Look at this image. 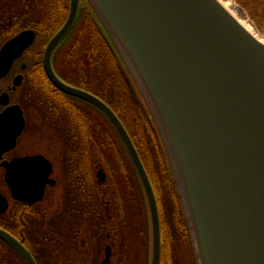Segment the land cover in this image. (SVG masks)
Returning a JSON list of instances; mask_svg holds the SVG:
<instances>
[{
	"label": "water",
	"instance_id": "water-1",
	"mask_svg": "<svg viewBox=\"0 0 264 264\" xmlns=\"http://www.w3.org/2000/svg\"><path fill=\"white\" fill-rule=\"evenodd\" d=\"M127 68L162 141L195 264H264V39L221 0H86ZM81 0H70L65 22L46 43L44 71L58 89L97 106L116 129L141 182L150 222V261L160 262L155 193L124 124L93 93L61 79L52 53L76 22ZM35 38L24 29L0 47V78ZM22 74L11 88L21 83ZM0 158L13 148L25 119L8 91L0 94ZM11 197H43L51 163L41 154L2 160ZM8 207L0 191V212ZM0 239L26 262L30 251L0 226Z\"/></svg>",
	"mask_w": 264,
	"mask_h": 264
},
{
	"label": "flooded vegetation",
	"instance_id": "flooded-vegetation-1",
	"mask_svg": "<svg viewBox=\"0 0 264 264\" xmlns=\"http://www.w3.org/2000/svg\"><path fill=\"white\" fill-rule=\"evenodd\" d=\"M36 40L37 35H35L34 43ZM20 67L22 69L17 70L15 68L11 72L10 79L9 77L0 79V82L3 81L2 83L5 85L0 93L8 91L9 104H19L25 118L23 131L17 138L15 146L4 152L2 158H0V183L3 189L6 190L7 193L2 192L8 199V208L3 212L5 223L9 227L15 228V232L11 233L25 245L37 264H126L124 259H126L128 252L127 248H129L128 238L124 232L117 230L120 224L122 228V220L123 222L127 220L125 203L121 200L120 194L114 199L107 198L109 184L106 179L104 152L98 151V154H96L95 150L90 149V144H87L88 140L89 142L97 140L100 144V138H105L103 129L99 126L100 121L105 123V114L94 104L55 87L47 78L45 72L44 75L50 85L46 84L42 89L38 88L41 89L39 92L35 88L25 89L24 85L27 81L26 65L21 63ZM17 74H22L21 83L13 89L10 86L13 84V77ZM60 77L65 80L62 76ZM65 81L70 83L68 80ZM32 91L46 94L39 97L41 99L39 100L36 95L33 98L29 96V92ZM44 97L46 99H43ZM32 102H37V104L32 105ZM88 106L92 109H89ZM3 108L4 106L0 104V111ZM95 119H97V122H95ZM68 124H71L70 131L60 129V133L62 132V139L60 140L58 128L62 126L70 127ZM58 125L60 126L58 127ZM96 126L99 128L98 134L93 130H97ZM46 130L51 132L50 144L43 148L42 143L45 141H43L41 133L43 131L47 132ZM20 140H22L21 144ZM59 140L64 143L66 150H63L62 143L61 146L60 144L58 146ZM37 141L43 142L39 145ZM19 146L22 149L18 151L17 147ZM33 147L35 148L31 149ZM50 151H53L54 154L50 155ZM33 154H41L50 161L51 172L49 178L53 180V183L47 182L43 197L30 204L11 197L10 188L4 179L5 167L1 165V161H10L14 157ZM77 180L81 183V191L85 190L87 195L82 199V216H76L75 218L74 215L68 214V212L72 214L73 210H68L74 206L71 203L75 202L69 192L80 188L74 185ZM60 185L62 195L67 197L65 201L69 202V205L63 208V212L67 216L64 217L66 219L65 229H59L58 231L60 220L57 219L58 209L60 208H57L56 198L52 197V190L57 189ZM64 187L68 190H64ZM91 192L95 194L96 200L91 198ZM45 200H49L52 205H55L56 210L49 212V209L43 208L42 204ZM14 204L18 206L17 221H15V215L8 217V210ZM69 206L71 208H68ZM27 210H29L28 213ZM83 212L86 215H83ZM33 217L37 220V223L39 221L43 222L44 219H51L48 230L35 231L34 239H32L28 230L29 221ZM86 224L89 225L86 226ZM122 234L124 235L122 236ZM4 243L6 244L5 249L10 251V245ZM41 244H45L43 251L40 250ZM47 255L51 258L46 259L48 258ZM17 261L20 264H26L19 254L17 255Z\"/></svg>",
	"mask_w": 264,
	"mask_h": 264
},
{
	"label": "trees",
	"instance_id": "trees-1",
	"mask_svg": "<svg viewBox=\"0 0 264 264\" xmlns=\"http://www.w3.org/2000/svg\"><path fill=\"white\" fill-rule=\"evenodd\" d=\"M70 0H4L0 8V46L10 36L16 34L24 28H33L37 34L34 48L29 50L26 63L27 80L34 79V75L27 74V71H35L41 78L44 75L42 64V51L49 37L61 26L66 11L69 8ZM246 12L250 20L259 32L264 33V0H235ZM4 4V5H3ZM4 6V7H3ZM78 19L72 27L70 33L65 36L54 50L52 61L55 70L56 61L64 47L68 46L63 56V61H70V66L74 73L71 78H65L70 83L88 90L106 102L119 116L126 129L128 130L141 160L146 168L151 183L153 185L157 203L160 212L161 225V260L160 264H173V259L169 256L168 239H172V230L167 218H163L164 205L162 204L160 188H166L174 203V214L179 216L180 221L175 223L179 229L182 226L186 230L184 216L177 194L176 186L172 177L168 159L157 132L155 124L150 117L148 108L135 86L127 68L118 55L116 49L111 43L108 35L102 28L97 16L89 6L86 0H82ZM71 39L70 42L69 39ZM69 44V45H67ZM19 69H22L19 66ZM59 74V73H58ZM60 75V74H59ZM61 76V75H60ZM9 75L6 77L8 78ZM1 86H5L0 82ZM1 90V89H0ZM91 129V128H90ZM102 129V128H101ZM105 138L100 144L95 140H89L91 150L101 152L107 157L115 154L118 160V166H106L108 171L112 168V175H119L123 184L133 185V193L136 192V207L142 203L144 214V224L146 226V237L149 240V214L144 191L131 162V159L125 150V147L107 116H105ZM99 132V130H98ZM112 134L116 136L113 137ZM84 145L83 143H81ZM81 145V146H82ZM106 150V151H105ZM114 156V155H113ZM153 170L157 173L158 180ZM117 172V173H114ZM109 174V173H108ZM158 184H161L158 186ZM160 187V188H159ZM15 221L17 214L15 212ZM165 219V220H164ZM180 222V223H179ZM0 226L15 232V228L9 227L4 220V213L0 212ZM167 227L166 233L164 228ZM188 242L189 236L186 233ZM0 248L6 250V244L0 239ZM13 256L16 253L10 249ZM149 251L147 252V261L149 262ZM148 264V263H147ZM193 264H195L193 262Z\"/></svg>",
	"mask_w": 264,
	"mask_h": 264
},
{
	"label": "rangeland",
	"instance_id": "rangeland-1",
	"mask_svg": "<svg viewBox=\"0 0 264 264\" xmlns=\"http://www.w3.org/2000/svg\"><path fill=\"white\" fill-rule=\"evenodd\" d=\"M224 1L232 2L235 5V8H236L238 15L240 17L244 18L252 26L254 31L261 38L264 39V33L259 32L256 29L255 25L250 20V18L246 14L245 10L235 0H224ZM2 2H4V0H2ZM2 2L0 0V8H2ZM68 10L66 11V17L68 14ZM66 17H65V19H66ZM78 17H80V16L78 15ZM65 19H64V21H65ZM71 39L72 38H70L68 42H70ZM33 45L34 44H32V46L25 51V53L22 55V57L16 61V64L14 63L15 64L14 66L16 67L17 70H20L19 66H20L21 62L27 61L29 50L32 49V47L33 48L35 47ZM67 45H69V44H67ZM67 48H68V46L64 47V49L62 50V52L60 53V55L56 61L57 69L59 71L58 73L64 79L65 78H71L74 75L73 74L74 72L72 70H70L72 68L69 67L70 66L69 64H70V61H72V58L70 57L69 61H67V62L63 61V56H64L65 50H67ZM14 68L11 69L10 74L12 71H14ZM29 72L31 75L35 73V71L31 72V70H30V71H27L28 75H29ZM39 75H40L39 73H36L34 75L35 78L32 79V81L27 80L26 85H24V88L25 89L35 88L36 91L39 92L43 87H45L46 84L50 85L49 82H47V80L45 79V77L42 76V74H41V78H38ZM9 79H10V75H9ZM3 88H4V86H1L0 89L2 90ZM38 88H41V89H38ZM44 94H46V93L39 94V93H34L33 91L29 92V96L32 98L35 95L39 98L41 96H44ZM43 99H46V98L44 97ZM39 100H41V99L39 98ZM31 104L36 105L37 102H32ZM89 109H92V108L89 107ZM95 118L99 119V117H97V116H95ZM97 119H95V122H97ZM68 125L70 127H68V126L59 127L60 125H58V127H59L58 128L59 129L58 134H59L60 140L62 139L61 138L62 132L60 133V129L70 131L71 124H68ZM99 126L103 129V132L106 133L105 123L100 121ZM96 128H97V130L99 129L98 126H96ZM93 130L95 133L98 134V131L96 129H93ZM46 131L47 132L43 131L41 133V137H43V141H45L46 143L43 141H37V144H39V145L43 142L42 143L43 148H46L50 144L49 141H50L51 132H49L48 130H46ZM113 135L114 134H112V136ZM113 137L116 138L115 135ZM102 139L103 138L101 137L100 142ZM22 140L24 141V139H22ZM22 140H20V144H21ZM60 140H59L58 146H59V144L61 146L62 142ZM62 147H63V150H66L64 143H62ZM34 148L35 147H33L31 149H34ZM20 149H22L21 146L17 147L18 151ZM46 151L48 152L49 150H46ZM101 152H104L103 149H101ZM49 153H50V155L54 154L53 151H50ZM118 165H119L118 160H117L115 154H110V156H108V157L105 155V172L107 173L106 179H107V182L109 184V194L107 195V198L114 199L116 196H118V194H120L121 200H123V202L125 203V207H126L125 215H127V220L125 222H123V220H122V222H121L123 224L122 228H121V224L119 225V227H117V230L119 232L120 231L124 232V234L128 238L127 239L128 241L127 240L126 241L129 243V248H127L128 252L126 255V259H124V261L126 262V264H147V250H148L147 249V247H148L147 241L148 240L146 237V226L144 224V214L145 213L143 212L145 209H143L142 203H139V207H136L135 203L137 200V194H136V192L133 193V185L131 186L130 184L127 183V186H126L125 184H123V181H121L119 175L110 174V172L113 173L112 168H110V170H109L110 172H109L107 170L108 168L106 167V166H118ZM153 172H154V175L156 176V178L158 180L159 174L157 175V173L154 170H153ZM114 173H117V172H114ZM80 184L81 183L79 182V180H77V182L74 183V185L78 186V188L80 187ZM159 185H161V184H158V186ZM0 189L4 193H7L6 190L3 189V187L1 186V183H0ZM65 189L68 190L67 188L64 187V190ZM81 189H82V187H80L79 190H74L73 192L72 191L69 192V194H71V198L75 202L71 203V205H74L72 208L70 206L68 207V208H71L68 211L73 210L72 214H71V212H68V214L74 215L75 218H76V216H82V208H83L82 207V199L85 197V195H87V192L85 190L81 191ZM159 193L161 195L162 204L164 205L163 213L165 216L163 218H167L169 220L170 227L172 230V239H170V240L168 239V243H165V244H167L166 246H168L169 256L173 259V261H174L173 264H193L194 256H193L191 243H190V241L188 242V239L186 236L187 231L185 232V229L183 226L179 229L175 226V223L177 224V222L180 221V218H179V216H176L174 214V209H175L173 207L174 203L172 202V199L170 198L169 194L166 193V188L165 189L160 188ZM62 194H63V192L61 189V185L57 189L52 190V197L56 198V200H57L56 201L57 208L62 209V210L58 209V219L57 220H60L59 224H58V231H59V229H61V230L65 229L64 225L66 224V222H65L66 219H64V217H67V216H65V213L63 212V208H65L69 205V202L65 201V200H67V197L66 196L64 197ZM91 198L96 200V196L93 192H91ZM42 205H43V208L49 209V212H52V210L53 211L56 210L55 205H52V203L49 200H45ZM10 208L11 209L8 210V212H9L8 217L9 218L12 215H15L14 214L15 212H18L17 204H14ZM27 209H29V208H27ZM29 210H27V213L29 212ZM83 215H86L85 212H83ZM50 220H51L50 218L48 220L44 219L43 222L39 221V223H37V220L34 217L31 218V220L29 221L30 224H29L28 230L31 233L30 236L32 237V239H34L33 236H34L35 231L39 230V232H40L41 230H48V227L50 226V223H51ZM83 224L85 225V223H83ZM87 225H89V224H86V226ZM164 230L166 233L167 227L164 228ZM124 234H122V236ZM37 240H39V239H37ZM41 241H42V239H41ZM125 244H126V242H125ZM44 246H45V244H41V248H40L41 251H43L45 249ZM46 257H48L46 259L51 258V256H49V255H47ZM0 264H20V263L17 261V257L13 256L10 251H7V250L4 251L2 248H0Z\"/></svg>",
	"mask_w": 264,
	"mask_h": 264
},
{
	"label": "bare ground",
	"instance_id": "bare-ground-1",
	"mask_svg": "<svg viewBox=\"0 0 264 264\" xmlns=\"http://www.w3.org/2000/svg\"><path fill=\"white\" fill-rule=\"evenodd\" d=\"M223 4L237 17V19L249 30L254 31L252 26L242 17H240L236 11L235 5L232 2L221 0Z\"/></svg>",
	"mask_w": 264,
	"mask_h": 264
}]
</instances>
